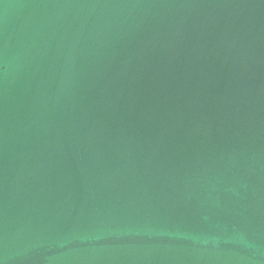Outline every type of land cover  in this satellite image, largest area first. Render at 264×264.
Wrapping results in <instances>:
<instances>
[{
  "label": "water",
  "instance_id": "1",
  "mask_svg": "<svg viewBox=\"0 0 264 264\" xmlns=\"http://www.w3.org/2000/svg\"><path fill=\"white\" fill-rule=\"evenodd\" d=\"M0 264H264V0H0Z\"/></svg>",
  "mask_w": 264,
  "mask_h": 264
}]
</instances>
